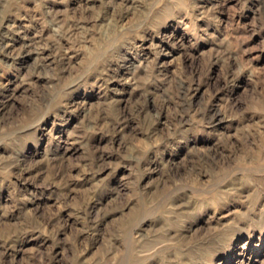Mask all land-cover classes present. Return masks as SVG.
<instances>
[{"label":"rangeland","instance_id":"1","mask_svg":"<svg viewBox=\"0 0 264 264\" xmlns=\"http://www.w3.org/2000/svg\"><path fill=\"white\" fill-rule=\"evenodd\" d=\"M0 264H264V0H0Z\"/></svg>","mask_w":264,"mask_h":264}]
</instances>
